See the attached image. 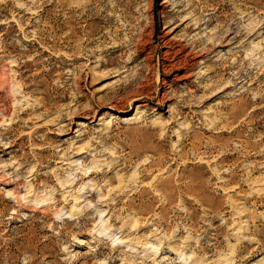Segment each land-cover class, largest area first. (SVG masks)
<instances>
[{
    "label": "rangeland",
    "instance_id": "obj_1",
    "mask_svg": "<svg viewBox=\"0 0 264 264\" xmlns=\"http://www.w3.org/2000/svg\"><path fill=\"white\" fill-rule=\"evenodd\" d=\"M0 264H264V0H0Z\"/></svg>",
    "mask_w": 264,
    "mask_h": 264
},
{
    "label": "bare ground",
    "instance_id": "obj_2",
    "mask_svg": "<svg viewBox=\"0 0 264 264\" xmlns=\"http://www.w3.org/2000/svg\"><path fill=\"white\" fill-rule=\"evenodd\" d=\"M220 92V91H219ZM121 242V241H120Z\"/></svg>",
    "mask_w": 264,
    "mask_h": 264
}]
</instances>
